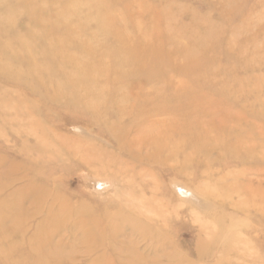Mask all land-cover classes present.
Wrapping results in <instances>:
<instances>
[{"label": "rangeland", "instance_id": "rangeland-1", "mask_svg": "<svg viewBox=\"0 0 264 264\" xmlns=\"http://www.w3.org/2000/svg\"><path fill=\"white\" fill-rule=\"evenodd\" d=\"M48 3L45 50H27L10 74L0 75V96L18 109L0 106V264H29L10 244L40 230L35 240L45 242L47 228L60 222L61 252L49 245L47 256L57 252L70 264L68 258L83 255L82 230L72 223L77 217L64 210L82 204L91 213L119 205L143 220L158 215V225L179 233L172 235L177 241H191L192 249L200 225L216 231L217 215L199 207L198 198L238 204L228 210L251 225L242 236L253 245L245 243L234 264H264V0ZM128 88L139 102H125ZM141 105L145 121L133 126L123 110L136 116ZM112 128L130 139L154 137L143 154L169 144L179 158L167 163L175 174L162 176L129 159L103 134ZM92 149L114 158L89 163ZM39 185L42 205L27 189ZM38 209L43 214L33 218ZM123 226L122 233L131 231L129 222ZM21 228L25 236L15 232Z\"/></svg>", "mask_w": 264, "mask_h": 264}, {"label": "bare ground", "instance_id": "bare-ground-1", "mask_svg": "<svg viewBox=\"0 0 264 264\" xmlns=\"http://www.w3.org/2000/svg\"><path fill=\"white\" fill-rule=\"evenodd\" d=\"M48 2L49 0H0V75L10 74L9 70H11L15 64L14 63L15 57H18V55L26 52L27 50H28L27 52L31 54L36 53L38 51L45 50L46 45L44 46V48L42 45L46 42V38H47V34H46L47 28H46V25H44V22L47 20V16L49 13V3ZM22 38L26 40L25 41L21 40ZM186 59H187V56H186ZM136 88H138L141 91L143 90V88L140 86ZM129 94H132V95L129 97ZM129 99L130 100L134 99L139 102L141 97H140V94L134 96L133 93H131L128 88V92L125 95L124 100L125 102H129ZM2 103L5 105H8L7 100L4 99V97L0 96V106L2 105ZM8 107L11 109V111H13L14 114H17L16 111L18 109H16L15 105H8ZM133 107L135 106L133 105ZM142 108L143 107L141 105V108H140L141 110L139 109V114H137L136 116H134L132 112H128L126 109L123 110L124 114L128 115L131 118L133 117L132 119L133 126H137L142 120L145 121L146 115L141 113L144 111V108L143 109ZM1 116L2 114H0V118ZM150 117L151 116H148V118ZM137 128L139 130V127ZM162 129L164 130V127ZM119 131H123V129H119L116 132L112 128V131L110 132L103 131V132H106L103 134L107 135L110 140H114L119 150L121 152H125V154L128 156L129 159H133L134 162L139 163L141 165L144 164L145 166L156 168L159 171V173H161L162 176L169 173L168 170H171V168L168 167L167 163L171 161L173 158H174L173 160L175 161L179 159L177 158V155L175 156L169 144L165 146H161L162 150L164 149L167 150V151L164 150L165 152H162V150L157 152L156 150L154 152L143 154V148L151 144L152 142L151 138H154V137L150 136L151 137L150 138L149 136H146L143 134H137L130 139L129 135L124 134V133H119ZM147 140L149 142H147ZM144 143L147 144V146H145ZM89 152H90V155L89 157H87L88 158L87 161L89 163H92L93 160L101 163L103 159L107 157L114 158L111 154L99 153L95 149H92ZM161 152L162 154L160 155ZM90 158L93 160L89 161ZM190 158H192V156ZM191 162H192V159H191ZM140 172H134V175L136 173V175L139 174L140 176L141 175ZM147 172L149 171L147 170ZM118 173L120 172H117V175ZM170 173H172L171 176L175 174L173 170H171ZM125 174L127 173L124 172L123 176ZM170 181H171V184L175 183V178L172 177ZM144 186H141L142 188L140 190H144ZM27 189L29 190L28 191L29 196H31L33 200H36V202H39L38 203L39 205L45 204L41 198L39 199L40 197L39 192L42 189L41 185H39L38 187L33 186L32 188H27ZM196 193H199V192H196ZM218 195L220 196V194ZM218 195L216 198H218ZM199 196L201 195L199 194ZM149 199H151V197ZM207 199L208 198H206L205 200L202 199L201 201V199L198 198L197 200H195V202H197L198 206L201 207L204 211L208 213L212 212L213 214L215 213V215H217V217H215L216 231L209 230V223L206 225L203 224L202 226L200 225V227L196 229L195 232H193L194 238H195L194 240L195 247L192 249H191V246H192L191 241L190 243L185 244V243H182L183 241L180 242L176 240L175 236H178L179 233L176 234L177 232L175 230H173L174 232H171V230H166L167 227L166 229L164 227L161 228L162 226L158 225L159 223L158 215H157L158 217L155 216L157 217V221L155 220L152 221L155 217L152 220H143L141 219L140 216L135 217V216H132V214L131 215L128 214L126 211H121L122 207L119 205L117 206V209L114 212L108 211V210H105V211H100V210L94 211L93 210L92 213L91 211L93 208H91V206L87 204H82L80 208L75 209V211L73 209L74 207L66 206L64 207V210L71 214V218H73V215L77 217L76 220L72 222L73 229L77 231L82 230L81 231L82 240L85 241V244L87 247L85 248V251L81 253L83 254L81 255L82 257L81 256L80 257L71 256V258H68L67 262H69L70 264H80L82 263L84 259L88 258L89 263L87 264H206V263L213 262V261L215 262L213 264H234V261L243 259L242 254H240L239 252L242 251L241 248L245 246L244 244L253 243V238L246 240V238L243 239V236H242L244 231L251 232V231H248V230H252L251 225L248 222H246V224L242 226L241 220L239 219V217L236 216L237 215L236 213L238 212H231L228 210V209H235L239 207L237 206L238 204L235 205L234 203V206H236L235 208H232V206H230L231 208L229 206L227 208L225 204L226 202L224 203V201L219 202L216 200L212 203L211 201L210 202L207 201ZM140 201H142V199ZM145 207L147 208V206ZM86 209H89L88 213H86ZM189 212L191 213V211ZM41 214H43V210L38 209L35 212H33L32 217L36 218L40 216ZM49 216H50L49 212H46L45 218H48ZM160 216H162V213H160ZM50 219L54 220V218L52 217H50ZM125 221L131 224V231L122 233V231L124 230L123 224L125 223ZM177 224L174 221L172 227H175ZM40 225L41 224H37L36 228L38 229ZM56 225H53L51 229H48L49 227L47 228L49 233L46 232L47 233L46 238L44 239L45 242H42V241L39 242V240H35L40 235L42 231L40 230L34 233L33 234L34 237H31L28 241L22 242V240H17L11 243L10 244V246H12L10 247L11 252L15 253L19 251V253L23 254V257L27 258L25 259L26 260L25 262L29 264H31L30 263L31 261H34V264H63V262H65L66 260H64V258L62 257V254L56 255L58 253L54 252L52 255L48 254L47 256V254L44 251V249L45 248L47 249V246L50 245V248H52L53 251L61 252L60 249L63 245V242L61 241L60 231L66 228L65 222H60ZM15 232L17 234L18 233L21 234V236H25L26 234L25 231L22 230V228L20 232H17V230ZM172 235H175V236L173 237ZM204 235H207V237H205ZM1 240L2 238H0V241ZM249 247L250 245L248 246V249ZM183 248H187V249L184 250ZM0 256H2L1 253H0ZM52 256H56V257H52Z\"/></svg>", "mask_w": 264, "mask_h": 264}]
</instances>
